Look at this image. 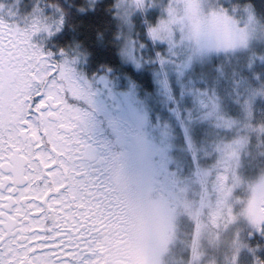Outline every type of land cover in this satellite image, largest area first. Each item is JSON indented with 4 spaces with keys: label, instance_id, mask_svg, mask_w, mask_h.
Wrapping results in <instances>:
<instances>
[{
    "label": "rangeland",
    "instance_id": "obj_1",
    "mask_svg": "<svg viewBox=\"0 0 264 264\" xmlns=\"http://www.w3.org/2000/svg\"><path fill=\"white\" fill-rule=\"evenodd\" d=\"M227 1L195 0L202 19L213 13L224 15L236 29L243 30L244 42L231 47L218 45L214 34L202 31L197 35L189 21H173L177 12L183 14L185 0H117V14L127 29L141 10L158 7L164 13L147 30V43L164 44L163 50L156 54L158 70L152 77L155 86L152 93L140 95L130 79L126 81L127 88L117 91L106 77L80 78L72 62L59 58L60 63L68 62L77 80L91 94V103L77 100L86 103L88 119H93L99 129L105 130L104 126L112 129L117 155L124 153L127 157L129 177L137 187L136 198L129 203V211L134 212V216L129 215V228L136 226L140 233L138 246L134 243L132 248L134 255H129V264H250L255 258L244 241L242 245L240 241L247 235L246 229L251 236L263 227L254 225L244 209L252 188L264 182V170H257L252 177L243 176V169L240 171L247 150L242 134L239 139L237 131L241 133L246 121L245 108L240 121L222 119L212 114L216 100L209 101L206 90L190 85L196 75L207 69L213 55H222L227 61L244 56L264 60V24L250 9H226L221 3ZM40 3L41 0H0V21L22 29L30 28L34 21L42 22L46 27L31 35V42L42 51L44 40L61 28V17L59 12L57 19H48L50 15L44 16ZM177 4L181 5L179 9ZM139 49L130 29L123 31L122 59L141 65L143 57L140 58ZM144 60L145 66L149 65L148 59ZM184 79L188 81L187 87ZM178 88L183 93L177 94ZM160 95L167 98L162 100ZM259 99L261 104L264 90ZM171 100L174 107H169ZM182 103L190 110L195 108V113L203 112L206 128L218 134V140H213L207 150L212 159L193 151L194 159L186 160L183 150L186 141L191 147L194 145L192 121L182 124L186 141H175L171 125L160 117L165 112L174 121L171 117L182 111L179 109ZM199 120L198 116L196 121ZM222 136L230 137L231 142L222 141ZM224 158L226 167L222 166ZM221 173L225 174V184L230 189L224 199L232 208L234 219L218 229L210 217L221 198L218 180ZM256 195L264 198V188ZM185 234L190 237L189 243ZM186 254L187 257H182Z\"/></svg>",
    "mask_w": 264,
    "mask_h": 264
},
{
    "label": "snow or ice",
    "instance_id": "obj_2",
    "mask_svg": "<svg viewBox=\"0 0 264 264\" xmlns=\"http://www.w3.org/2000/svg\"><path fill=\"white\" fill-rule=\"evenodd\" d=\"M182 7L173 21H189L197 35L214 34L225 47L244 42L243 30L226 16L202 19L195 0ZM43 27L40 21L27 29L0 21V264H92L93 244L117 206L113 168L125 158L111 161L106 180L81 166L89 114L76 102L91 103V94L67 61H53L31 42ZM218 180L221 198L210 219L219 229L234 216L224 199L230 191L225 174ZM261 188L264 182L252 188L244 209L257 226H264V198L256 195Z\"/></svg>",
    "mask_w": 264,
    "mask_h": 264
},
{
    "label": "trees",
    "instance_id": "obj_3",
    "mask_svg": "<svg viewBox=\"0 0 264 264\" xmlns=\"http://www.w3.org/2000/svg\"><path fill=\"white\" fill-rule=\"evenodd\" d=\"M116 3L117 0H41L40 7L44 16L50 15L48 19L54 20L60 12L59 16L62 19L61 28L45 39L44 49L47 53L52 51L56 61H58V53L66 56L74 63L79 75L84 78L90 79L93 75H104L107 70H112L114 73L108 75L119 87L124 83V78H127L135 84L140 95L152 93L155 87L152 77L154 71L158 70L156 54L163 50L164 44L147 43V30L158 18L163 17L164 13L158 7H149L146 11L141 10L138 16L131 20L129 29L135 42L140 45L138 51L140 58L143 57L141 65L135 66L121 57L122 32H129V29L117 14ZM221 4L226 9L232 7L250 9L264 24V0H228ZM27 7L29 8V5ZM145 58L149 61L147 66H145ZM182 82L187 87L188 81L184 79ZM190 85L193 88L206 90L210 97L209 101L216 100V110L212 114L222 119L240 121L239 118H244L245 108L246 121L241 133L237 131L239 139L242 134L247 150V158L241 160L243 166L240 171L243 169V176L252 177L257 170H264V99L261 104L259 99L260 92L264 90V60L255 61L249 56H244L236 61L233 58L227 61L222 55H213L207 69L196 75ZM175 91L177 94L183 93L179 88ZM158 97L162 100L167 98L162 95ZM169 102V107L175 106L173 100ZM183 105V103L179 105L182 111L174 112L177 117L171 114L174 121L167 118L165 112L160 117L171 125L172 132L176 136L175 141L178 139L186 141L182 124L192 121L193 131L190 128L188 130H191L194 145L191 147L186 141L183 149L186 160L190 162L194 159L193 151L202 153L205 158H211L207 150L210 149L213 140H218V134L206 128L202 121L203 112L195 113V108L190 110ZM198 116L200 120L196 121ZM231 126L237 130L235 126ZM221 140L228 142L230 137L222 136ZM120 157L125 158V165L118 166V183L120 188L129 191L130 203L136 198L137 187L130 180L127 157L124 153H118L117 158ZM197 202L198 200L195 199V205ZM129 215L134 216V212L129 211ZM246 231L247 235L240 241V245L244 241L246 248L257 257V263L264 261V237L257 233L250 236L249 229ZM139 234L138 227L130 226L129 255H134L132 248L134 243L138 246ZM187 240L190 241V238ZM187 256L188 254L184 257Z\"/></svg>",
    "mask_w": 264,
    "mask_h": 264
},
{
    "label": "flooded vegetation",
    "instance_id": "obj_4",
    "mask_svg": "<svg viewBox=\"0 0 264 264\" xmlns=\"http://www.w3.org/2000/svg\"><path fill=\"white\" fill-rule=\"evenodd\" d=\"M111 73L112 71L108 74ZM76 103L82 111L87 112L85 102ZM104 128L105 130L99 129L93 119H88L81 136L87 146V155L83 157L81 166L86 172L94 174L101 180L107 179L111 161L118 156L114 131L106 126ZM111 187L117 206L93 244L92 264H129V191L119 187L118 166L113 168ZM263 227L258 233L264 237ZM252 263L254 264L253 260L250 264Z\"/></svg>",
    "mask_w": 264,
    "mask_h": 264
}]
</instances>
